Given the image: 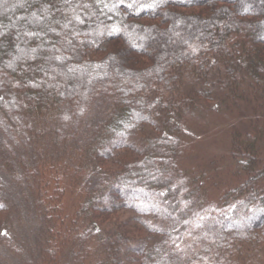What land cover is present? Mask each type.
<instances>
[{
    "label": "trees",
    "instance_id": "16d2710c",
    "mask_svg": "<svg viewBox=\"0 0 264 264\" xmlns=\"http://www.w3.org/2000/svg\"><path fill=\"white\" fill-rule=\"evenodd\" d=\"M100 94L54 150L46 130ZM212 106L223 148L180 160ZM0 254L264 264V0H0Z\"/></svg>",
    "mask_w": 264,
    "mask_h": 264
},
{
    "label": "rangeland",
    "instance_id": "374dc122",
    "mask_svg": "<svg viewBox=\"0 0 264 264\" xmlns=\"http://www.w3.org/2000/svg\"><path fill=\"white\" fill-rule=\"evenodd\" d=\"M104 26H106L104 29H102L101 27L102 36H100L99 40L96 41V43H94L93 45L94 47L103 46L107 42V35H106L107 33L103 34V32L116 31V28H117V26H114L113 24H106ZM71 70H72L71 67L67 68V71H71ZM106 103H108V101L107 99H105V96H103L102 94L97 95L90 109L88 110L86 115H83V117H77L75 115H72L71 114L72 111H69L68 108H66L65 111L60 113L61 115L57 117L58 118L57 124L56 125L53 124L52 126H50L46 130L47 133H44L45 137L43 138L46 141H48L50 146H53L54 150L59 149L61 142L65 140L66 138L71 137V131L74 130L76 122L79 128L80 127L82 128L85 125H90L91 122L95 121L98 117H100L101 115L105 113ZM209 108L215 116L210 115L207 111L204 112L205 114L204 119H202L201 121L200 120L196 121L197 124H195L197 126H200L197 128L198 135H194L193 132L189 130L185 131L187 140L191 142L193 141V142L189 143L188 150L184 152L180 160L186 161V162L190 161L193 164H197L201 161L207 162L208 158L204 159L203 157L207 155V157L210 158V156L212 157L214 155H218L215 153L219 152L218 151L219 148H223L222 143H221V140L223 139H222V136L219 137V135L222 133L227 135V131L224 133L222 131V130H225L222 127L223 125L221 124L219 126L217 124V122H219L217 117H220V116H218L219 114L216 112L217 111L216 108L214 106L209 107ZM195 125L194 123L192 124L193 131H194ZM225 137L227 139V136ZM219 158L220 157H218V159ZM218 163H220L219 160H218ZM1 176H2V181H3L2 185H3L4 191L9 193V195L14 196L15 192L17 191V187L12 185L11 183L9 184V181L7 180L6 175L4 173ZM210 195H212V193H210ZM27 216L30 217V220L32 219V217L29 214H25V217L20 219L17 225L18 227L17 231L19 232L20 235L24 236L26 239L30 233L31 234L29 238L32 237L35 232V227H33L30 221L27 220ZM23 241L20 243L21 248L23 247ZM0 264H16V258L15 256L11 254H4V256L0 254Z\"/></svg>",
    "mask_w": 264,
    "mask_h": 264
}]
</instances>
